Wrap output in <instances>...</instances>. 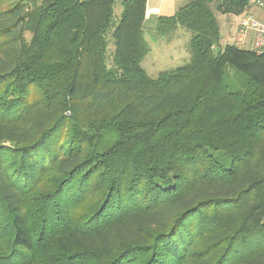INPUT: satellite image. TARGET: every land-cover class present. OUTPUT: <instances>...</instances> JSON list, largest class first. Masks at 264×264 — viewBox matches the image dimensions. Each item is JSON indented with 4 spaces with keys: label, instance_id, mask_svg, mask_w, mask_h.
Here are the masks:
<instances>
[{
    "label": "trees",
    "instance_id": "1",
    "mask_svg": "<svg viewBox=\"0 0 264 264\" xmlns=\"http://www.w3.org/2000/svg\"><path fill=\"white\" fill-rule=\"evenodd\" d=\"M115 1L0 0V264H264V55L216 16L253 0L160 15L191 57L157 77Z\"/></svg>",
    "mask_w": 264,
    "mask_h": 264
},
{
    "label": "rangeland",
    "instance_id": "2",
    "mask_svg": "<svg viewBox=\"0 0 264 264\" xmlns=\"http://www.w3.org/2000/svg\"><path fill=\"white\" fill-rule=\"evenodd\" d=\"M189 0H174L175 11L186 4ZM123 0H116L114 5V25L120 19L121 12L123 10L122 5ZM172 11V10H171ZM256 9H252L251 13H254ZM168 12H166L167 14ZM248 12H244L241 15H225L222 13H216V16L219 20L221 27V40L220 45L223 47L226 44H236L238 47L244 49L253 48V40L250 33L245 34L243 41L239 39V24L240 20L243 17H246ZM144 37L148 42L150 51L144 58L142 66L146 72L152 76L157 77L162 72L172 70L175 67L181 66L190 61V52H189V40L191 32L183 27L175 28L170 31L169 34H161L156 31V28H146L144 30ZM109 49L113 51L114 46L112 41L110 42ZM227 74L229 81L234 83L237 87L243 79H246V76L241 72L237 71L231 66L227 67ZM113 138L108 137L107 142L111 141ZM41 248V247H40ZM48 253L41 251L34 255L35 264H48Z\"/></svg>",
    "mask_w": 264,
    "mask_h": 264
},
{
    "label": "built area",
    "instance_id": "3",
    "mask_svg": "<svg viewBox=\"0 0 264 264\" xmlns=\"http://www.w3.org/2000/svg\"><path fill=\"white\" fill-rule=\"evenodd\" d=\"M251 9L246 17L241 18L239 24V39L243 41L246 33H250L253 40V50L264 55V0H253ZM256 9L251 13L252 9Z\"/></svg>",
    "mask_w": 264,
    "mask_h": 264
},
{
    "label": "crops",
    "instance_id": "4",
    "mask_svg": "<svg viewBox=\"0 0 264 264\" xmlns=\"http://www.w3.org/2000/svg\"><path fill=\"white\" fill-rule=\"evenodd\" d=\"M174 8V0H148L146 17L143 23L144 30H146V28H155L158 17L163 14L169 15L174 13ZM166 12L168 13L166 14Z\"/></svg>",
    "mask_w": 264,
    "mask_h": 264
},
{
    "label": "water",
    "instance_id": "5",
    "mask_svg": "<svg viewBox=\"0 0 264 264\" xmlns=\"http://www.w3.org/2000/svg\"><path fill=\"white\" fill-rule=\"evenodd\" d=\"M218 51H219V48H218Z\"/></svg>",
    "mask_w": 264,
    "mask_h": 264
}]
</instances>
